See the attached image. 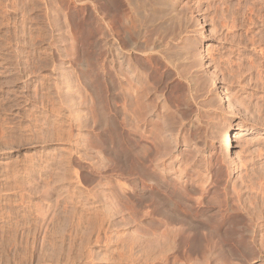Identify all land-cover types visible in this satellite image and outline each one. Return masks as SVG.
<instances>
[{
	"label": "rangeland",
	"instance_id": "rangeland-1",
	"mask_svg": "<svg viewBox=\"0 0 264 264\" xmlns=\"http://www.w3.org/2000/svg\"><path fill=\"white\" fill-rule=\"evenodd\" d=\"M11 1L0 0V264H192L199 255L196 264H264V0H209L207 12H194L203 29L192 20L180 44L194 97L174 75L159 89L167 103L155 105L178 118L199 112L202 125L164 133L156 148L162 125L151 117L140 166L128 168L104 130L106 59L92 56L91 0ZM243 96L251 109L238 104ZM226 98L241 114L226 110ZM232 114L241 125L232 129L229 175L215 131ZM163 230L175 236L167 253L157 242Z\"/></svg>",
	"mask_w": 264,
	"mask_h": 264
},
{
	"label": "bare ground",
	"instance_id": "bare-ground-1",
	"mask_svg": "<svg viewBox=\"0 0 264 264\" xmlns=\"http://www.w3.org/2000/svg\"><path fill=\"white\" fill-rule=\"evenodd\" d=\"M14 2H16V0ZM191 2H193V4H191ZM222 2H221V6H222ZM11 3H12V1H11ZM203 3H205V5ZM209 3H211L209 0H206L205 2H202V0H194V1L186 0V3H185L186 5L183 8L179 9V4H180L179 0H91L90 6H89L90 7V9H89L90 10V18H91V21H89V22H90V28H91L90 30L91 31H90V34L88 37L90 38L91 44H92V54H93L92 56L94 57V55H95L94 60L96 58V54L99 52H101V54L106 59V63L104 64V66L102 68L104 71H107V74H106L107 79H106V86H105L106 87L105 92H106V98H107V103H106L107 104V110H106L107 115H106V119H105L106 120L105 121L106 122L105 123L106 128L104 130H106L105 132H106L107 139L111 140L112 142L115 141V144H117V145H115L114 143H112L115 146H117L116 151H118V153H119L117 155L120 156V158L118 157L119 158L118 160L120 161L119 165H122L125 168L131 167V166H134V167L140 166L139 159H142V158H139L141 156H139V151L137 150V148L140 147L139 138H141L140 136L142 135V128H143V131H145V130H147V128L150 125H152L155 122L151 118L153 116H156L159 118V120L161 121V122L160 121L159 122L162 125V127H161L162 129L161 128L160 129L163 131L162 132L161 130L156 129L152 125L155 129V135H153L154 131L152 130L153 134H151L149 136L153 135L152 138H154L155 136L157 137V138L155 137V140H157V144H155L156 148L160 147V146H162V148L164 147L163 143L161 141L162 134L167 133V136H169V138H170V136L172 137L171 131H173L174 129H175L176 133L178 134V133H180L179 130L181 128L190 127V129L193 130V129H197L198 127H200L202 125L199 112L198 113L195 112L194 114L192 113L193 115L190 116V118H188V117L186 118V115H188V114H186V112H184L185 114L179 112V114L180 113L181 114H180V118H178L176 116L177 114H174V112L172 110L170 111V109H166V107L168 105L166 106V104H164V103H163V106L161 107L160 110L157 109L156 108L157 106L155 105V101L160 100L162 102L165 101L167 103L168 99H167V97H165V94L162 91L169 89V85L172 82V80H173L172 77L174 75L177 78H180L182 81H184L185 85L187 84V86L189 87L188 93H189V95L191 94L190 97H192V98L194 97L195 91L197 89V88L194 89L191 86V84L193 83L194 80L191 79L192 77L191 78L187 77V75L185 77V74L183 72L184 69L183 70L181 69V71H180V68L182 67L181 65H183V63H186L187 59H188V54L184 50L186 47L183 48L180 44L183 43L184 35H186V33H188V31H189L188 27H189V24L191 23L192 20L195 19L196 23L198 24V27L201 30L203 29L202 24L199 23V18H195V16H193V15H194V12H201L202 10L204 12H207L209 10V6H210ZM224 3L225 2H223V4ZM226 5H227V3H226ZM204 6H206V8ZM224 6L222 7V9L226 10L228 7L226 6V9H224ZM203 7L205 9H203ZM245 7H246V5H245ZM247 7H248V5H247ZM247 7H246V9H247ZM248 8L250 9V7H248ZM251 11H253L252 7H251ZM46 12H47V10H46ZM50 12H47V13L50 14ZM222 13H223V11H222ZM249 13H251V12H249ZM201 14H202V12H201ZM206 14H208V13H206ZM52 15L53 14H51V16ZM247 15H248V11H247ZM47 16L49 18L50 15H47ZM251 16H252V14H251ZM251 16L250 17L246 16V18L252 19ZM254 16H255V14H254ZM52 17H50V18H52ZM197 17H199V16H197ZM21 19H22V17H21ZM22 20H24V19H22ZM46 20H48V19H46ZM24 22H29V20L28 21L26 20ZM51 24L53 25L54 23L51 22ZM48 26H50V24ZM50 29H52V28L50 27ZM37 33H38V31H37ZM33 37H36V36H33ZM38 37H40V35H37L36 39H38ZM30 38H32V36ZM199 39H200L199 40L200 42L197 46H202L204 43V39H205L204 34L201 33V38H199ZM99 42H101L102 44L99 45ZM200 49L201 50H199V56H197V59L199 62L198 61L197 62L201 64V62L204 61V52L202 51V48H200ZM188 61H189V59H188ZM197 62H195L196 65H200V64H197ZM94 63H95V61H94ZM94 67H96V66H94ZM97 68H98V66H97ZM204 68H205V66H204ZM163 69H165V70H163ZM210 77H211L210 81L212 80L210 87L212 90L216 91V96H218L220 98V100L222 101L221 96H220L222 92H221L220 88L214 82L215 75L210 74ZM161 88H163V89L160 92ZM158 93H163V94L158 95ZM219 98H217V99H219ZM241 98H242V100H239L240 103H238L239 101L237 103L240 104L241 106H244V108L246 110L251 109L248 107L250 104L246 105L244 103V100L246 98L244 96ZM227 99L228 98H226V100L224 102L226 110H228V109L231 110L230 107L232 106V108L234 109V113L237 111L239 112V109L237 107H235L236 105L235 106L231 105L232 102H229ZM203 102H202V105H203ZM116 103H119L120 104L119 106H121V109L119 111L115 110V108H114ZM208 103L212 106V103H210V102H208ZM240 105L238 107H240ZM188 109H190V108H188ZM246 110H244V114H245ZM257 110H258V108H257ZM174 111H176V109ZM241 112H242V110H241ZM258 115H260V114H258ZM235 118H236L235 114H232L231 116L224 117L223 125L221 124L222 126L219 127L215 131V138L217 140V143L219 145L220 150L223 152V155L225 157L230 159V163H228V164H231L232 168L229 172V175L235 173L233 170V167L235 165H234V162L231 161L232 158H230V154L232 155V153H231V150H232V146H231L232 129L236 125H239V124L241 125V123H237V120H235ZM262 119H264V117H262ZM154 120H156V119L154 118ZM160 123H159V125H160ZM154 124H157V123H154ZM159 125L157 128L160 127ZM155 126H157V125H155ZM244 128H245V126H244ZM148 129H150V127ZM149 131H151V129ZM212 133H213V131H212ZM213 136H214V134H213ZM155 140L153 139V141H155ZM173 140H174V138H173ZM145 160H146V158H145ZM146 161H145V163H147ZM149 165H150V163H149ZM125 168H124V170H125ZM162 182L164 183V181H162ZM157 205H158V203H157ZM167 207H168V205H167ZM150 213H152V212H150ZM153 215H154V213H153ZM160 224H161V222H160ZM167 229L170 231L169 228H167ZM167 229H165V230L168 231ZM165 230H163V231H165ZM163 231H161L160 233H162ZM166 231H165V233L163 232L164 234L162 233V235L161 234L158 235V241L156 240L158 242V245L160 244L162 246V247L160 246L162 250L164 248L163 246L167 247V244H170V246L172 245L171 243H168V241H169L170 236H172V237L174 236V235H170L173 232L172 230H171L172 232L170 231L171 232L170 234L167 233ZM197 233H199V232H197ZM172 234H175V233H172ZM176 234H179L178 236L183 235V233L182 234L176 233ZM204 234H205V232H204ZM155 235L157 237L156 233H155ZM184 235L181 237L183 238ZM203 236H205V235H203ZM203 236H201V237H203ZM206 237H208V236L206 235ZM206 237H203L204 240H202V241H204V243H205ZM155 238H154V240H155ZM182 238H181V240L185 239V237L183 239ZM188 238L191 239V237H188ZM175 239L176 238H174L173 240H175ZM177 239H179V238H177ZM209 239H212V238H209ZM170 240H172V239H170ZM173 240L171 242H173ZM177 241L180 244L181 241H179V240H177ZM207 241L211 245L212 240H207ZM157 242L154 241L155 244ZM174 245H176V244H174ZM182 245H184V244H181V246ZM208 245L204 244V247H206V246L208 247ZM157 247L158 246H156V248ZM199 247H198V249H199ZM207 247H206V249H208ZM170 248H173V245ZM161 249H160V252H161ZM166 249H168V248H166ZM166 249H164V250H166ZM193 249L198 250L196 248V246ZM200 249H201V247H200ZM211 249H212V247H211ZM155 250L153 249V251L157 252L159 249H155ZM203 251H205V249ZM212 251H214V250H212ZM164 252L167 253V251H164ZM158 253H156V254H158ZM208 254H209V252H208ZM205 255H206V253H205ZM209 255H210V258H212L211 255H213V253L211 254V251H210ZM161 256L158 255V257H160V258H161ZM202 256L205 260L206 257H204V255H202ZM189 257L190 256H188L186 259H189ZM199 258H201L200 255H199ZM210 258H209V261L211 260ZM174 259L175 258H173V260ZM190 259H192V256ZM198 259H195V261ZM202 260L203 259H201V261H199V262L202 263ZM204 260H203V263H204ZM155 261H157V260H155ZM195 261H193V259H192L193 263H195ZM174 262H177L176 259ZM206 262L204 264H206ZM181 263H182V260H181Z\"/></svg>",
	"mask_w": 264,
	"mask_h": 264
}]
</instances>
